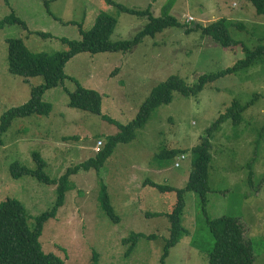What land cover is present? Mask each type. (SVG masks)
Segmentation results:
<instances>
[{
    "label": "rangeland",
    "instance_id": "obj_1",
    "mask_svg": "<svg viewBox=\"0 0 264 264\" xmlns=\"http://www.w3.org/2000/svg\"><path fill=\"white\" fill-rule=\"evenodd\" d=\"M113 1L128 9H149L159 18L171 0ZM13 14L26 26L0 30V125L8 111L27 103L32 88L44 82L42 77L26 82L10 72L9 38L23 40L33 53L53 55L68 51L63 41H81L83 32H90L101 14L117 20L112 43L132 40L150 21L149 16L124 12L105 0H0V22ZM170 14L182 26L145 38L131 53L73 57L66 64L63 85L43 97L52 104L51 113L18 118L0 138V202L19 199L31 226L36 216L54 206L57 186L28 175L15 179L12 164L35 170L33 154L38 153L47 164L45 173L58 180L69 168L94 158L98 143L103 148L109 137L120 132V125L130 123L153 89L169 77L196 84L201 77L244 60L242 46L254 51L264 45V15L249 0H175ZM222 19L245 26L229 28L239 47L222 48L203 33V26ZM78 84L101 94V114L69 107V92ZM234 100L252 103L239 124L227 119L213 133L207 207L195 192H187L184 227L189 234L170 250L165 263L209 264L214 239L206 221L230 215L244 228L255 264H264V58L210 81L198 95L175 91L173 100L152 112L132 142L116 146L99 171L81 170L71 176L64 204L44 226L40 238L44 251L66 264H90L95 256L99 264H162L170 233L167 215L175 207L177 194L162 193L154 185L186 188L194 170L193 148ZM169 151L187 154L167 157L164 153ZM102 186L119 221L99 201ZM133 234H140V241L129 253L132 242L128 239Z\"/></svg>",
    "mask_w": 264,
    "mask_h": 264
},
{
    "label": "trees",
    "instance_id": "obj_2",
    "mask_svg": "<svg viewBox=\"0 0 264 264\" xmlns=\"http://www.w3.org/2000/svg\"><path fill=\"white\" fill-rule=\"evenodd\" d=\"M105 1L109 5L117 6L124 12L149 16L150 21L132 40L112 43L110 38L116 28L117 20L108 14H101L98 16L94 28L90 32H83V39L81 41H63L68 46V51L53 55L33 53L21 39L9 38L7 40L9 44L10 72L25 78L26 82H29L30 78L36 77H42L44 82L32 88L31 97L27 103L21 107L11 109L3 116L0 125V138L9 132L14 121L18 118H26L35 114L47 116L51 113L52 104L45 102L43 97L48 90L63 85L67 79L65 74L66 64L76 55L128 54L138 47L145 38L156 37L158 33H162L167 29L182 26L179 19L170 14L175 0H171L164 7L163 15L159 18L154 17L149 9L137 11L118 5L113 0ZM249 1L259 15H264V0ZM48 4V1H46L47 6ZM15 24L25 25L21 19L13 14L0 22V30H4L8 26ZM231 25L239 29H245L242 23H230L226 19H222L209 26H203L202 29L207 37L212 38L222 48L232 49L239 47L240 43L231 38L229 31ZM242 48L246 54L244 60L219 73L205 75L196 84L190 85L179 76H171L166 81L160 83L142 104L137 116L130 123L120 125V132L109 137L106 144L97 152L94 158H90L88 161L81 163V165L69 168L58 180L51 179L45 173L47 164L38 153L33 154V158L37 164L35 170L28 169L19 162L12 164V177L20 179L28 175L36 178L43 184L57 186L58 197L51 209L36 216L33 226L30 225L27 210L19 199L8 197L0 202V264H66L62 258L53 252L46 253L40 238L45 224L49 220L56 218L59 208L65 202L66 193L71 188L70 177L78 174L81 170L89 171L90 169H95L99 171L111 157L116 146L121 143L132 142L137 137L138 130L144 128L147 124L152 112L160 105L168 104L173 100L175 91H179L187 96L198 95L210 81H216L227 74L245 70L251 67L256 60L264 58V45L254 51H250L245 46H242ZM252 100L245 104L234 100L232 105L219 115L209 130L208 136L202 140L199 146L193 148L191 153L194 159V170L186 188L175 189L170 186L154 185L162 193L175 192L177 194L175 207L167 215L170 233L169 237L165 240L164 252L161 257L162 264H166L165 260L169 257L170 250L179 245L186 235L189 234L184 227L187 207L185 196L187 192H195L201 204L207 207L209 170L212 161L211 137H213V133L218 131L221 124L227 119H232L234 123L239 124L243 119V113L251 105ZM69 107L101 114L102 96L97 91L78 84L74 92H69ZM104 117L114 122L113 119L106 115ZM179 153L186 155L187 151H169L164 154L167 157H175ZM99 201L112 219L116 221L120 220L118 215L115 214V209L111 204L105 186L101 188ZM206 223L214 239L213 248L209 252V264H255L256 256L254 248L246 240L245 230L237 218L224 215L215 221L207 219ZM140 236V234H133L131 239H128V241L132 242L129 253L134 252L140 241ZM90 264H99L98 258L95 256L94 262Z\"/></svg>",
    "mask_w": 264,
    "mask_h": 264
},
{
    "label": "built area",
    "instance_id": "obj_3",
    "mask_svg": "<svg viewBox=\"0 0 264 264\" xmlns=\"http://www.w3.org/2000/svg\"><path fill=\"white\" fill-rule=\"evenodd\" d=\"M190 20H191V21H193V20H194V18H190ZM97 146H98V147H97V148H98V150H100V147L102 146V142H99ZM96 150H97V149H96ZM185 158H186V157H185V156H183V158H182V159H183V160H185ZM176 166H177V167H180L181 165H180L179 163H177V164H176Z\"/></svg>",
    "mask_w": 264,
    "mask_h": 264
}]
</instances>
